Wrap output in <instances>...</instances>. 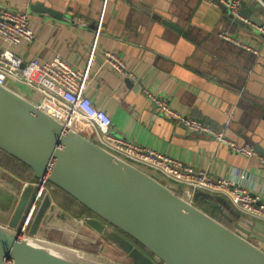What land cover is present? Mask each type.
I'll list each match as a JSON object with an SVG mask.
<instances>
[{"label": "crops", "instance_id": "crops-1", "mask_svg": "<svg viewBox=\"0 0 264 264\" xmlns=\"http://www.w3.org/2000/svg\"><path fill=\"white\" fill-rule=\"evenodd\" d=\"M35 1L63 18L31 12ZM246 3L257 7L250 19L264 23L261 6L253 0ZM0 6L27 12L32 19L34 42L16 49L24 60H48L58 55L78 69L89 70L86 93L110 116L113 134L207 170L212 176L233 178L264 202V166L256 159L232 154L208 137L188 132L159 114L154 102L142 94L147 89L169 99L180 114L224 130L230 139L264 149V41L252 29L251 36L236 38L257 50L261 63H254L248 54L217 37L223 28V14L212 9L209 0H0ZM79 18L88 23L87 28L77 25ZM164 21L174 23L183 33L165 26ZM106 51L121 55L136 80L129 79L131 84H127L104 66ZM226 115L234 128L224 126ZM6 158L7 164L0 162V171L17 181L24 192L34 179L32 172ZM160 181L184 195L183 189ZM21 196L16 197L14 208ZM89 253L97 259L101 251Z\"/></svg>", "mask_w": 264, "mask_h": 264}, {"label": "water", "instance_id": "water-1", "mask_svg": "<svg viewBox=\"0 0 264 264\" xmlns=\"http://www.w3.org/2000/svg\"><path fill=\"white\" fill-rule=\"evenodd\" d=\"M203 1L206 0H199L200 3ZM57 3L65 6L63 2ZM246 4L244 0L241 13L250 19L257 7H247ZM212 9H219L223 14V28L217 32V37L228 46L248 54L254 63H261L263 60L258 54L219 35L226 32L232 36L249 37L253 31L233 19L225 6H213ZM31 12L55 20L63 18V14L38 1L31 6ZM163 23L177 33H183L174 23ZM125 82L131 84L129 79ZM228 115L223 124L234 128ZM244 143L264 156L261 146ZM0 151L39 179L33 201L42 193L43 187L50 184L88 211V215L81 219L67 216L48 196L29 231L31 236L37 235L45 240L47 228L40 226L50 220L54 223V232L63 236L82 230L84 233L75 238L78 248L96 253L106 242L124 246L133 254L136 264H264L263 223L238 213L235 230L228 229L194 205L205 202L211 208L221 210L220 204L228 205L227 200L203 192H196L192 197L186 192L178 195L157 177L110 154L38 110L13 86H0ZM32 191V187L25 189L11 213V220L3 218V224L9 223L11 229L0 226V264H103L86 252L75 250L73 256L63 254L45 248L47 244L54 246L49 240L44 241L45 244H34L24 236L23 217L30 207ZM212 198L219 203L210 201ZM59 216L63 219L55 223ZM123 236L144 252L130 246Z\"/></svg>", "mask_w": 264, "mask_h": 264}, {"label": "built area", "instance_id": "built-area-1", "mask_svg": "<svg viewBox=\"0 0 264 264\" xmlns=\"http://www.w3.org/2000/svg\"><path fill=\"white\" fill-rule=\"evenodd\" d=\"M253 1L264 9V0ZM210 4L214 7L225 6L227 13L233 19L252 29L264 41V24L260 26L241 13L244 0H218V2L210 0ZM76 23L81 28L88 27V23L82 18ZM219 35L236 46L258 54L257 50L244 44L236 36L226 32ZM35 38L29 13L0 6V86L15 87L18 92L29 98L38 110L65 127L83 135L105 151L138 169L183 189L190 197L196 192H203L223 198L239 214L264 224V202L240 186L235 179L212 176L207 170L197 169L113 134L110 116L105 110L96 107L86 93L91 80L89 70L78 69L58 55L48 60H24L16 52V49L22 45L33 43ZM103 65L122 80H136L129 71L126 60L115 51L104 52ZM142 94L154 102L159 114L174 121L188 132L208 137L227 147L232 154L246 160L256 159L261 166H264V156L259 155L250 144L230 139L224 130L180 114L171 107L169 99L154 95L147 89H143ZM40 197L41 193L26 211V216L23 217V229L33 216Z\"/></svg>", "mask_w": 264, "mask_h": 264}, {"label": "rangeland", "instance_id": "rangeland-1", "mask_svg": "<svg viewBox=\"0 0 264 264\" xmlns=\"http://www.w3.org/2000/svg\"><path fill=\"white\" fill-rule=\"evenodd\" d=\"M6 159H8L6 158V156L2 157L0 155V162H4L7 164ZM18 175H21V174H18ZM31 182L32 183H30L31 185L29 187H32L33 191L31 192V197L29 198L30 204L32 203L34 196L36 194V187L39 185V179L37 177H34V179H32ZM6 192L9 194V196H5ZM23 193L24 192H20L19 183H17V181L8 177L7 175H5L3 172L0 171V226H4L8 229H11L9 226V223L3 224V218H7L8 220H11L12 218L11 210L13 211L15 209L14 205L16 204V197H18L19 194L23 195ZM48 196L51 197L52 200L55 203H57V205L63 208L64 211L68 212V214H70L71 216H74V218L81 219L84 216L88 215V211H86L79 205L78 206L80 209L74 206L75 203L71 201L66 195H64L61 191L57 190L52 185L47 184L43 187L41 197L38 199V204L33 213V216L30 218L26 228L24 229V232H25L24 236L28 238V240L34 244H41V243L45 244L47 243V240H49L51 241V243H54V245L56 246L69 247L70 249H74L77 251L80 250L82 253H85V250L78 248V242L75 239L76 237L81 236V234L84 233L82 230H78L77 232L72 231V234L63 236V235H60L59 233L54 232L53 230L54 223L49 220L48 223H46L45 225L41 224L40 226V228L42 226L47 228L48 237L45 240H42L37 235L31 236L29 234V231L33 225V222L36 218L39 208ZM210 201H213L214 203H217V204L219 203L214 198L210 199ZM12 204L13 206H11ZM194 205L198 209H200L202 212H204L206 215L210 216L211 218L221 223L228 229L232 231L235 230L234 228V224L236 222L235 216H237L238 212H236L235 209L230 204L228 205L224 203L220 204L221 210L211 208L205 202L194 203ZM9 207H11V210H9ZM57 219L55 223H57L58 221H61L63 217L59 216ZM123 238L126 241L130 242V246L144 252V250L140 246L133 243L132 241H130L128 238L124 236ZM44 241L46 242L44 243ZM86 255L91 256L92 254L87 252ZM95 257L103 264H136L133 258L134 257L133 254L131 252H127L124 246L114 245V244L107 243V242L105 246L103 247V249L101 250L100 255L95 256Z\"/></svg>", "mask_w": 264, "mask_h": 264}, {"label": "bare ground", "instance_id": "bare-ground-1", "mask_svg": "<svg viewBox=\"0 0 264 264\" xmlns=\"http://www.w3.org/2000/svg\"><path fill=\"white\" fill-rule=\"evenodd\" d=\"M79 127H80V125H79ZM81 128V127H80ZM45 248L47 247V248H50V249H52V250H55V251H57V252H60V253H63V254H67V255H75V253H76V251L75 250H72V249H70V248H66V247H59V246H56V245H45L44 246ZM72 255V256H73Z\"/></svg>", "mask_w": 264, "mask_h": 264}, {"label": "trees", "instance_id": "trees-1", "mask_svg": "<svg viewBox=\"0 0 264 264\" xmlns=\"http://www.w3.org/2000/svg\"><path fill=\"white\" fill-rule=\"evenodd\" d=\"M0 153H2L3 155L7 156L6 154H4L3 152L0 151ZM8 157V156H7ZM50 185V184H49ZM72 232V231H71Z\"/></svg>", "mask_w": 264, "mask_h": 264}]
</instances>
